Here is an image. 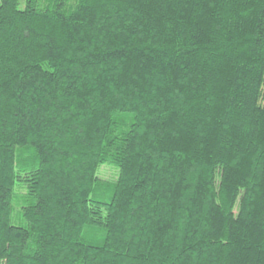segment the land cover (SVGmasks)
<instances>
[{
	"label": "trees",
	"instance_id": "16d2710c",
	"mask_svg": "<svg viewBox=\"0 0 264 264\" xmlns=\"http://www.w3.org/2000/svg\"><path fill=\"white\" fill-rule=\"evenodd\" d=\"M0 264H264V0H0Z\"/></svg>",
	"mask_w": 264,
	"mask_h": 264
},
{
	"label": "rangeland",
	"instance_id": "374dc122",
	"mask_svg": "<svg viewBox=\"0 0 264 264\" xmlns=\"http://www.w3.org/2000/svg\"><path fill=\"white\" fill-rule=\"evenodd\" d=\"M99 176L106 181H116L118 179L119 173L110 166H104L101 168Z\"/></svg>",
	"mask_w": 264,
	"mask_h": 264
}]
</instances>
